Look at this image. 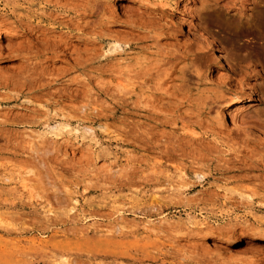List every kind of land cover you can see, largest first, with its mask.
I'll use <instances>...</instances> for the list:
<instances>
[{
	"label": "rangeland",
	"instance_id": "obj_1",
	"mask_svg": "<svg viewBox=\"0 0 264 264\" xmlns=\"http://www.w3.org/2000/svg\"><path fill=\"white\" fill-rule=\"evenodd\" d=\"M56 1L0 0V264H264V0H60L34 33Z\"/></svg>",
	"mask_w": 264,
	"mask_h": 264
},
{
	"label": "bare ground",
	"instance_id": "obj_2",
	"mask_svg": "<svg viewBox=\"0 0 264 264\" xmlns=\"http://www.w3.org/2000/svg\"><path fill=\"white\" fill-rule=\"evenodd\" d=\"M49 5H50V3H51V1L52 0H45ZM60 0H57L56 1V4H52V6H54V11L56 12V13H58L56 16H53L51 13H49L48 15H44V12L42 13V14H40V15H38V17H36L37 19H39L37 22H36V27H32L33 28V30L32 31H35L34 33H36L38 30L40 31V28L42 27L41 25H43L44 23L43 22H45V20L47 19L48 21L47 22H45L46 24H44L46 27H47V30L48 31H50V32H53V31H57V29L59 30L60 29V24L61 23H59V21H57L58 20V18H63L65 15L67 16L68 15V12L67 11H69V10H66V7H65V10H63V6H60V3H61V1L59 2ZM90 1V0H89ZM54 3V2H53ZM65 3V2H64ZM75 3V2H74ZM77 3H78V1H77ZM62 4V3H61ZM160 4V3H159ZM75 5V4H74ZM84 5V4H83ZM82 5V6H83ZM76 6H78V5H76ZM87 6V5H86ZM69 7V6H68ZM71 7V6H70ZM84 7V6H83ZM164 7V6H163ZM72 8V7H71ZM87 8V10L89 9L88 7H86ZM80 9V8H79ZM95 10V9H94ZM53 11V10H52ZM70 12H72V11H70ZM91 13H92V11H91ZM85 14V13H84ZM74 17V16H73ZM67 19V18H66ZM35 18L32 20V22H35ZM133 21V20H132ZM19 22V21H18ZM28 22V21H27ZM146 22V21H145ZM148 22V21H147ZM76 23V22H75ZM106 23V22H105ZM134 23V22H133ZM28 24V23H27ZM79 24V23H78ZM85 24H86V22H85ZM91 24V23H90ZM82 25H84V24H82ZM87 25V24H86ZM86 25H84V26H86ZM134 25H135V27L137 26V24L136 23H134ZM17 26V25H16ZM20 26V25H19ZM44 26V27H45ZM138 26L141 28V29H143L144 28V26H143V24L142 25H140V24H138ZM28 27V26H27ZM93 27H95V25L93 26ZM146 27V26H145ZM23 28H24V26H23ZM29 28H31V27H29ZM36 28H38V29H36ZM25 29H27L28 30V28H26L25 27ZM46 29V28H45ZM62 29V28H61ZM87 29V28H86ZM93 29V28H92ZM38 31V32H39ZM63 31V30H62ZM80 31V30H79ZM16 32V31H15ZM91 32V31H90ZM12 33H14V32H12ZM30 33V32H29ZM33 32H31V34H32ZM40 33V32H39ZM99 33V32H98ZM11 34V33H10ZM14 34H16V33H14ZM19 34V33H18ZM41 34H44V35H48L47 33H41ZM67 34V33H66ZM143 34V33H142ZM151 34V33H150ZM33 36H34V34H32ZM61 35V34H60ZM148 35V34H147ZM12 36V35H11ZM55 36V35H54ZM107 36V35H106ZM109 36V35H108ZM145 36V38L144 39H147V38H150L151 37V35H149V36H147L146 37V35H143V37ZM153 36H154V33H153ZM152 36V37H153ZM46 37V36H45ZM60 37V36H59ZM116 37V36H115ZM114 37V38H115ZM137 37V36H136ZM143 37L141 38H138V39H143ZM39 38V36H37L33 41H31L33 44H38V43H41V42H38V39ZM154 38V37H153ZM9 39V38H8ZM10 40V39H9ZM47 40V39H46ZM56 40V39H55ZM59 40V42L58 41H55L54 42V44L52 45L51 43H49V44H51V45H48V47H46L45 46V53L44 54H46V56H48V54L51 56V54H55V52H56V48H61L62 47V45H63V40H62V37L60 38V39H58ZM90 40V39H89ZM118 40V39H117ZM120 40V39H119ZM136 40V39H135ZM40 41V40H39ZM41 41H42V39H41ZM133 41V40H132ZM45 41H42V43H44ZM116 42V41H115ZM141 42V41H140ZM45 43H47V42H45ZM31 44V43H30ZM134 44V43H133ZM43 45H45V44H43ZM99 45V44H98ZM145 45V44H144ZM5 46L7 47V45L5 44ZM65 46V45H64ZM66 48V47H65ZM117 48H120V44H118V42H117V44L115 43V45H114V50H116L117 51ZM16 50V49H15ZM20 50H21V48H20ZM24 50V49H23ZM86 51V50H85ZM24 52V51H23ZM57 52H61V53H56L55 54V56H59L60 54L62 55H64V56H70V52H68L66 49H63V50H61V51H57ZM26 53V52H25ZM40 53V52H39ZM86 53V52H85ZM11 54H13L14 56H19V57H21L22 58V60L24 59H29L30 57H26V55L24 54V53H22L21 54V52H19V50H16V51H12L11 52ZM53 54V55H54ZM43 55V54H42ZM54 56V57H55ZM75 56V55H74ZM73 56V57H74ZM40 56L38 55V56H36L35 57V59H37V58H39ZM72 57V58H73ZM91 57H94V56H91ZM48 58V57H47ZM79 58V57H78ZM77 58V59H78ZM90 58V57H89ZM88 58V59H89ZM95 58V57H94ZM94 58H92V59H94ZM76 59V58H75ZM80 59V58H79ZM92 59H90V61L92 60ZM41 60V59H40ZM82 60V59H81ZM80 60V61H81ZM83 60H87V59H83ZM28 61V60H27ZM74 61V60H73ZM79 60H77V62H78ZM41 62V61H40ZM92 62V61H91ZM35 63H37V62H35ZM79 63V62H78ZM81 63H83L84 64V62L82 61ZM80 63V64H81ZM86 63H88V62H86ZM38 64V63H37ZM74 64V63H73ZM75 64H77V63H75ZM75 64H74V66H75ZM80 64H78L79 66H80ZM82 64V65H83ZM32 65H33V63H32ZM77 65V66H78ZM81 65V66H82ZM35 66V65H34ZM73 66V65H72ZM91 66V65H90ZM28 68V67H27ZM90 69V68H89ZM158 69V68H157ZM156 69V70H157ZM30 70V69H29ZM68 70V69H67ZM149 71V70H148ZM28 72V71H27ZM26 72V73H27ZM25 73V72H24ZM146 73V72H145ZM60 74V73H59ZM63 74V73H62ZM23 75V74H22ZM29 75V74H28ZM88 75V74H87ZM49 76V75H48ZM51 76V75H50ZM31 77V76H30ZM92 77V76H91ZM70 78V77H69ZM79 78V77H78ZM30 79V78H29ZM33 79V78H32ZM75 79H77V78H75ZM75 79L73 80V81H75ZM71 80V79H70ZM78 80H80V79H78ZM77 80V81H78ZM85 80V79H84ZM32 81V80H31ZM31 81H30V83H31ZM39 81V80H38ZM76 81V82H77ZM46 82V81H45ZM94 82V81H93ZM5 83V82H4ZM47 83V82H46ZM79 83V82H78ZM49 84V83H48ZM83 84H85V83H83ZM87 84H88V82H87ZM24 86V85H23ZM36 86V85H35ZM91 89V88H90ZM243 103V101L241 100H239V101H236L235 103H234V105H232V106H228L229 108L227 109V113H228V115H229V117L231 118V121H233V123H235V124H238L239 125V129H240V131L243 133V134H246V135H254V134H256L253 130H251V129H249L248 127H247V125H245V123H243V122H238L237 121V119H235V112L237 111V110H239L240 109V107L242 106L241 104ZM244 105V104H243ZM237 113V112H236ZM238 114V113H237ZM47 147L48 146H46V145H44L41 149H43V152H45V151H47ZM42 151V150H41ZM261 162V161H260ZM44 164V163H43ZM264 165V164H263ZM60 201V203H62V204H65L66 203V200L65 199H61V200H59ZM64 261L62 260V263H63ZM65 263V262H64ZM63 263V264H64Z\"/></svg>",
	"mask_w": 264,
	"mask_h": 264
}]
</instances>
